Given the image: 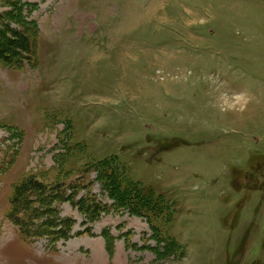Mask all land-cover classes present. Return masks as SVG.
<instances>
[{"label": "rangeland", "instance_id": "1", "mask_svg": "<svg viewBox=\"0 0 264 264\" xmlns=\"http://www.w3.org/2000/svg\"><path fill=\"white\" fill-rule=\"evenodd\" d=\"M0 13L37 32L31 61L0 60V264H264V0H0ZM105 159L152 190L150 220L85 224L66 201L81 235L21 237L15 184L65 170L110 210L92 168ZM153 232L171 241L160 258Z\"/></svg>", "mask_w": 264, "mask_h": 264}, {"label": "trees", "instance_id": "2", "mask_svg": "<svg viewBox=\"0 0 264 264\" xmlns=\"http://www.w3.org/2000/svg\"><path fill=\"white\" fill-rule=\"evenodd\" d=\"M7 14L0 13V60L8 65H22L26 61H31V56L34 55L36 43L32 38L37 36V32L29 22L24 20L17 23L20 29L11 26L13 20L21 19V11L14 13L17 17L13 20ZM109 164V159H105L92 168L97 173L96 180L100 181L103 189L113 200L110 210L96 197L78 198L83 187L78 184L73 186V183L67 184L68 172L64 173L65 170H60L52 181H48L45 176L28 174L15 184L9 199L8 218L18 227L23 239L33 242L47 237L53 245L82 234L73 233L76 223L73 218L61 215L60 206L66 201L83 214L85 224L98 221L102 214L111 210L127 211L131 215L143 216L150 220L151 216L158 212V206L155 205L157 201L152 196V190L144 191L140 184L131 181H128L125 186L123 184L124 168L122 167V170L117 164L114 167ZM66 186L71 189L69 193ZM84 186L88 188L91 184ZM91 230V226L86 227L83 233L92 234ZM102 235L106 240L108 252L112 254L114 237L106 229L103 230ZM152 239L159 245L158 247L150 246L158 258L166 251H170L171 241L169 248L166 249V240L160 235L153 232Z\"/></svg>", "mask_w": 264, "mask_h": 264}]
</instances>
